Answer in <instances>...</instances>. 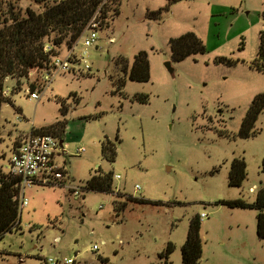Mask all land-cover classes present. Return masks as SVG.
<instances>
[{"label": "rangeland", "instance_id": "rangeland-1", "mask_svg": "<svg viewBox=\"0 0 264 264\" xmlns=\"http://www.w3.org/2000/svg\"><path fill=\"white\" fill-rule=\"evenodd\" d=\"M57 1L0 0V29L14 16L27 17L29 9L42 12ZM121 2L118 15L117 4L106 0L90 20L97 21L98 30L96 45L86 49L90 69L81 62L80 71L63 72L52 63L56 57L79 59L89 22L72 47L57 44L55 32L46 36L44 47L51 51L44 50L51 60L32 68L20 90L15 92L16 78L5 80L2 94L9 100L1 107L0 176L17 138L64 118L69 152L61 164L69 179L63 185L26 187L29 203L21 206L20 226L0 239V264H45L49 258H72V264H164L160 253L169 242L176 246L169 264H184L190 220L203 212L208 216L202 219L199 264H264L258 210L216 203L253 201L264 188V111L254 136L238 135L253 97L264 92V71L252 66L264 33V0ZM159 9L160 17L151 18ZM186 31H195L207 51L176 61L170 39ZM142 49L149 53L150 80L127 78L118 89L123 73L116 59L131 65ZM219 57L237 62H218ZM29 89L41 98H32ZM137 93L149 94V101L133 99ZM107 138L117 145L114 162L102 152ZM79 146L86 148L82 154L76 153ZM236 156L247 162L241 187L229 185ZM99 167L120 174L113 192L85 188ZM130 196L160 203H138ZM125 202V210L117 211Z\"/></svg>", "mask_w": 264, "mask_h": 264}, {"label": "trees", "instance_id": "trees-1", "mask_svg": "<svg viewBox=\"0 0 264 264\" xmlns=\"http://www.w3.org/2000/svg\"><path fill=\"white\" fill-rule=\"evenodd\" d=\"M106 0H59L48 9L37 12L29 9L28 16L12 17V21L5 24L0 29V120L1 107L3 102L8 101L3 96L5 80L11 76L16 78L15 92L21 89L22 78H28L31 69L34 67H44L51 60V53L44 50V39L46 36L56 33L54 41L57 44L67 42L72 47L73 43L85 31L86 26L93 15ZM108 1V0H107ZM117 6L114 8V15L120 13L121 0H110ZM177 2L180 0H170ZM103 12L109 10L107 2L104 4ZM102 8V7H101ZM151 18H159L162 9L152 11ZM243 43V42H242ZM170 47L173 59L183 60L191 55L205 53L207 45L195 31H186L177 37L170 39ZM243 48V46H241ZM258 59L264 61V33L261 34V44L258 57L252 66L264 71V63H256ZM116 63L120 64L123 75L117 79L118 89L125 87L127 78L146 82L151 78V63L149 53L142 49L135 54L133 62L121 63L118 58ZM218 62L233 64L237 62L228 57L216 58ZM32 90L35 85L31 84ZM135 100L141 102L149 101V94L137 93ZM61 110L64 115L68 112L65 100L60 99ZM264 111V92L257 93L249 106L246 116L243 118L238 135L243 138L252 137L257 133L255 128L260 114ZM66 120L57 121L39 128H32L33 132L52 133L64 139ZM1 140V136H0ZM102 152L105 158L114 162L117 157V145L110 138L102 143ZM264 169V167H263ZM101 167L93 173L86 181V189L99 192H113L114 171L101 172ZM67 172V171H66ZM247 177V162L244 156L233 158L229 171V185L241 187ZM64 180L61 185L65 184ZM19 179L11 177L6 173L0 176V239L7 232L13 231L21 223V206L19 202L20 187L17 185ZM130 199L140 203H160L145 197L130 196ZM117 203L116 201L114 204ZM217 204L227 205L232 208H252L258 210L257 213V234L264 238V188H261L253 201H248L242 197L233 199H219ZM127 203L116 206L117 211L125 210ZM202 218L196 214L190 220L187 238L182 246V260L184 264H199L203 256V239L201 236ZM175 244L169 242L166 249L160 253V257L165 259L164 264H169V257L175 250Z\"/></svg>", "mask_w": 264, "mask_h": 264}, {"label": "built area", "instance_id": "built-area-1", "mask_svg": "<svg viewBox=\"0 0 264 264\" xmlns=\"http://www.w3.org/2000/svg\"><path fill=\"white\" fill-rule=\"evenodd\" d=\"M96 27L97 21L93 19L88 26L89 31L87 34L83 35L84 51L78 56L79 61L70 59L69 57L66 59L56 57L52 63L63 72L80 71L78 67H81V62H84L85 67L90 69L85 54L87 53L86 49L88 47L96 45L97 43L98 30ZM110 40L113 41L114 39L111 38ZM44 49L46 51H51L46 47H44ZM46 78H50L49 73ZM28 92L34 99L39 100L41 98V94L37 91H30L29 89ZM23 119V116H18V120ZM68 147L69 144L65 142V139L52 133H38L31 130L29 133L16 139L7 160V170L5 173L19 179L17 185L20 187V206L29 203V198L26 197L25 193L27 186L35 184L61 185L64 180L67 181L69 179V174L66 172L65 166L61 164L64 156L69 152ZM85 150L86 148L84 146H79L76 153L82 154ZM63 163H65V160H63ZM114 177H120V174H115ZM136 188L140 189V185L137 184ZM256 189V186H251L250 191L255 192ZM74 193L78 195L80 191L74 188ZM200 216L203 219L206 218L208 214L203 212ZM99 248V244H94L92 249L97 251ZM74 262L75 260L72 258L65 261H54L53 258H49L45 261V264H72Z\"/></svg>", "mask_w": 264, "mask_h": 264}, {"label": "water", "instance_id": "water-1", "mask_svg": "<svg viewBox=\"0 0 264 264\" xmlns=\"http://www.w3.org/2000/svg\"><path fill=\"white\" fill-rule=\"evenodd\" d=\"M167 66H168V68H169V69H171V70H172V67H171V62H167Z\"/></svg>", "mask_w": 264, "mask_h": 264}]
</instances>
